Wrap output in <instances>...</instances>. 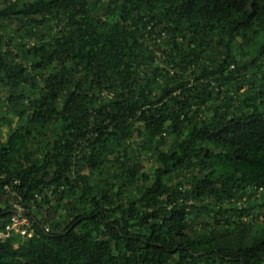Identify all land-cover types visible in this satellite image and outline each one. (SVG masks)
Returning a JSON list of instances; mask_svg holds the SVG:
<instances>
[{
	"label": "trees",
	"instance_id": "obj_1",
	"mask_svg": "<svg viewBox=\"0 0 264 264\" xmlns=\"http://www.w3.org/2000/svg\"><path fill=\"white\" fill-rule=\"evenodd\" d=\"M0 109V264H264V0H0Z\"/></svg>",
	"mask_w": 264,
	"mask_h": 264
},
{
	"label": "built area",
	"instance_id": "obj_2",
	"mask_svg": "<svg viewBox=\"0 0 264 264\" xmlns=\"http://www.w3.org/2000/svg\"><path fill=\"white\" fill-rule=\"evenodd\" d=\"M19 185V181L15 180L11 183V186H3L4 191L11 195L14 200L10 209L5 212L6 217L0 216V243L13 237L24 239L33 235V219L29 210L23 205L22 198L13 190L14 186L18 187ZM38 199L40 200L39 197Z\"/></svg>",
	"mask_w": 264,
	"mask_h": 264
},
{
	"label": "rangeland",
	"instance_id": "obj_3",
	"mask_svg": "<svg viewBox=\"0 0 264 264\" xmlns=\"http://www.w3.org/2000/svg\"><path fill=\"white\" fill-rule=\"evenodd\" d=\"M214 46H215V44H214ZM243 49H244V47H243ZM219 52H224V50L221 49V50H219ZM244 52H245V53L247 52L246 49L244 50ZM205 54H206V52L204 53V55H205ZM242 54H243V53H242ZM242 54H241V52H239V49H237V51L235 52V55H236V58H235V59H236V62H237V63H239V62H241V61H243V60H248V59H249L247 55H245V54L242 55ZM240 56H241L243 59H242ZM208 58H210V57H207V58H206V61H208V60H207ZM237 63H236V64H237ZM236 64L233 65V66H231L230 69H231V70H232L233 68L235 69V68H236ZM246 65H248V63H247ZM242 91H244V88L241 90V92H242ZM0 110H1V109H0ZM14 126H15V123L13 124L12 127H14ZM1 131H2V138L4 139V138L6 137L8 131H9V128H8V127H3ZM141 159H142V160H145L146 157L143 156ZM147 170H148V171H149V170L151 171V167H150V169L147 168ZM152 171H153V170H152ZM152 171H151V172H152Z\"/></svg>",
	"mask_w": 264,
	"mask_h": 264
}]
</instances>
